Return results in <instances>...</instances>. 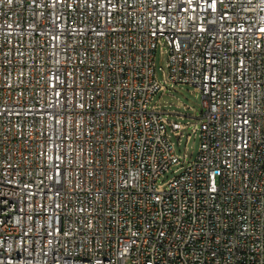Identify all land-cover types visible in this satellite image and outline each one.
Here are the masks:
<instances>
[{
    "label": "built area",
    "instance_id": "1",
    "mask_svg": "<svg viewBox=\"0 0 264 264\" xmlns=\"http://www.w3.org/2000/svg\"><path fill=\"white\" fill-rule=\"evenodd\" d=\"M0 264H264V0H0Z\"/></svg>",
    "mask_w": 264,
    "mask_h": 264
},
{
    "label": "rangeland",
    "instance_id": "2",
    "mask_svg": "<svg viewBox=\"0 0 264 264\" xmlns=\"http://www.w3.org/2000/svg\"><path fill=\"white\" fill-rule=\"evenodd\" d=\"M154 61L157 76L161 79V69H166V47H161V49L158 47L156 49ZM165 87V91L156 92L152 96L148 105L158 106L160 110H164L167 113L166 117L169 120L186 125V128L182 130L183 136L180 138L179 143H177V140L169 133L174 144L176 155L180 161L186 163L195 158L198 150V136L191 135L187 142L185 136L190 134L194 125L200 122L197 117H199L201 111V96L188 85H166ZM172 113H177L179 115ZM184 154L186 156L185 159L183 157ZM174 168L175 167H172L168 172L164 173L159 178V183L171 178Z\"/></svg>",
    "mask_w": 264,
    "mask_h": 264
}]
</instances>
